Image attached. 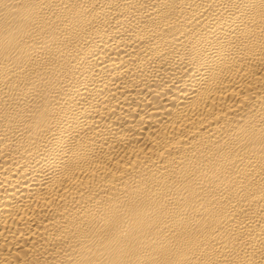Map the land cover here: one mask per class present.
Returning a JSON list of instances; mask_svg holds the SVG:
<instances>
[{
    "label": "bare ground",
    "instance_id": "1",
    "mask_svg": "<svg viewBox=\"0 0 264 264\" xmlns=\"http://www.w3.org/2000/svg\"><path fill=\"white\" fill-rule=\"evenodd\" d=\"M0 264H264V0H0Z\"/></svg>",
    "mask_w": 264,
    "mask_h": 264
}]
</instances>
